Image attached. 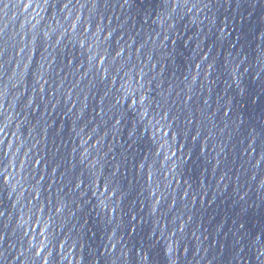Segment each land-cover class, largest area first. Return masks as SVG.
Returning a JSON list of instances; mask_svg holds the SVG:
<instances>
[{"label": "water", "instance_id": "95a60500", "mask_svg": "<svg viewBox=\"0 0 264 264\" xmlns=\"http://www.w3.org/2000/svg\"><path fill=\"white\" fill-rule=\"evenodd\" d=\"M0 264H264V0H0Z\"/></svg>", "mask_w": 264, "mask_h": 264}]
</instances>
